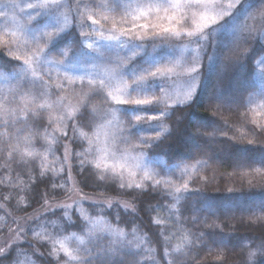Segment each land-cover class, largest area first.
Instances as JSON below:
<instances>
[{
	"label": "snow or ice",
	"instance_id": "6c2138e0",
	"mask_svg": "<svg viewBox=\"0 0 264 264\" xmlns=\"http://www.w3.org/2000/svg\"><path fill=\"white\" fill-rule=\"evenodd\" d=\"M0 24L8 56L13 46L27 53L14 76L20 82L0 94L7 130L0 134V167L7 169L0 184L16 189L2 199L18 198L17 211L40 205L28 217L34 228L12 221L17 227L0 246V264H161L160 246L167 264H192L205 250L223 259L237 249L239 264H264V224L255 237L222 235L216 198L191 186L215 159L223 129L211 121L187 133L196 143L194 163L186 162L191 156L163 159L166 142L195 123L200 106L213 116L239 111L245 121L264 114V0H0ZM8 66L17 67L0 62ZM251 122L254 137L264 134V124ZM235 151L256 154L250 160L260 167L252 170L264 169V145ZM83 188L114 195L97 199ZM239 212L241 222L264 221V193ZM141 213L151 217V237L140 231ZM29 235L31 254L19 243Z\"/></svg>",
	"mask_w": 264,
	"mask_h": 264
},
{
	"label": "trees",
	"instance_id": "16d2710c",
	"mask_svg": "<svg viewBox=\"0 0 264 264\" xmlns=\"http://www.w3.org/2000/svg\"><path fill=\"white\" fill-rule=\"evenodd\" d=\"M248 2L255 4V0H248ZM60 51H62V48L51 52L49 55L55 59H58ZM2 61H10V64L17 65V67H0V72L3 73L14 72L20 66L18 60L11 59L7 53L0 49V62ZM195 117L198 119L194 124L188 125L187 131L182 130L181 132L176 133L174 140L166 142L167 144L171 145V149L167 155L163 156L165 163L169 162V157H171V163L173 164L188 156L192 157L191 160L186 161L189 164L194 163L196 159H199V157L196 155V143L193 140L186 138L187 133L195 132L198 126L206 125L208 122L214 121L215 125H219L223 129V133L226 134L217 132L216 139L219 141V143L213 146L215 159L206 169L194 176L191 186L193 188L198 187L205 195L216 198V204L221 209V219L223 221L222 235L228 237L231 235L250 237L257 236L258 233L254 231V229L259 228L262 224H264V221L251 223L248 221L247 217H245L244 221L241 222L239 208L243 207L247 203H258L260 201L261 194L264 193V169H262L260 172L253 171L252 169L260 167L258 164L251 163L250 160V157L256 154H249V156L246 157L243 154L235 151V149L260 147L264 145V134L258 133L257 136L254 137L252 135V130H255V125H253L251 122V114L245 121L240 116L239 111L229 112L225 110L222 116H213L211 113L205 110L204 106H200L195 110ZM169 127L171 128L170 123ZM0 134H2L1 128ZM241 137H243V139H241ZM249 139H253L255 144L248 145ZM153 155H156V153H153ZM237 160H240L244 163H251V167H237L235 163ZM35 163L36 171L38 173L39 162L36 161ZM2 164L3 159H0V165ZM6 173L7 169L0 167V180L5 179ZM15 175L16 173L13 172L12 178H15ZM73 176L78 184L79 176L76 173H73ZM229 189H232L233 191L230 193L228 191ZM15 191L16 189L5 188L3 184H0V204L5 205V207H0V239L10 233L9 228H15L16 223H12L13 220H27L30 215L34 214L35 210L40 208V205L36 204L32 205L31 207H27L26 211H17L16 204L18 198H13L11 202L4 201L2 199L4 194ZM40 191L41 193L43 192L42 187ZM57 191L61 193L58 199L64 200L66 198L64 191L60 189H57ZM83 192L85 195L95 197L97 199H105L108 196L114 195V193L111 192L103 194L100 192H94L90 188H83ZM233 194L239 197V200L236 201L235 204L225 199L226 197H230ZM41 203H43L42 200ZM152 203L154 204L155 201L153 200ZM21 207H23V205ZM143 207L146 209L148 205L144 204ZM88 210L91 211L90 209ZM112 211L115 213L116 210L113 209ZM121 211H123V209H121ZM225 211L227 212V218L225 217ZM138 220L143 221V224L140 226V231L147 233L151 237V230L149 227V221L151 220V217L141 213L140 217H138ZM211 222L212 220L210 219L209 223ZM29 226L34 228L36 225L33 221L24 224V228L26 229H28ZM234 228H238L239 231L234 232ZM130 230L131 229L129 228V231ZM204 230L206 232L210 231V229L207 228ZM216 231L219 232L220 230L217 229ZM2 243H0V246L3 245ZM31 243H34V241L29 235L27 236V239L23 241V243H20V247L25 252L31 254L32 249L29 248V244ZM228 247L230 249L231 244H229ZM163 251V247L160 246L158 248V258H161V264H167V262L163 261L162 259ZM217 255V251H213L211 253L207 252L206 250L201 251L199 253V259L193 261L192 264H239V249L236 251H225L223 259H217ZM15 258L16 252L15 250H12L10 259ZM21 259H23V257ZM32 259H37V257L32 256ZM53 264H55V262H53Z\"/></svg>",
	"mask_w": 264,
	"mask_h": 264
},
{
	"label": "rangeland",
	"instance_id": "374dc122",
	"mask_svg": "<svg viewBox=\"0 0 264 264\" xmlns=\"http://www.w3.org/2000/svg\"><path fill=\"white\" fill-rule=\"evenodd\" d=\"M6 2V0H5ZM17 3H20L22 5H26L29 0H16ZM22 15L21 14L20 16L17 17V19H20L21 22H23V20L21 19L22 18ZM129 23H131V21H129ZM111 27V24L108 23L105 25V28H109ZM4 31V26L2 24H0V34H2ZM12 38L11 37H5V40L6 41H10ZM6 47L7 45L6 44H0V49L3 50L5 53L6 52ZM13 56L10 57L11 59H14V56L15 55H19L21 56V59L18 60L19 61V64L20 66L16 69V71L14 72H11V73H3V72H0V94H7L8 93V90H9V87H15V84L20 82V81H17L14 79V76L15 75H18L19 72H20V68H22L24 65H23V59L25 58V56L27 55V53L25 52V49L23 46H20L19 49L17 50V48L15 46H13ZM8 55V54H7ZM49 58L50 59H55L53 58L52 56L49 55ZM15 60V59H14ZM55 89V84H53V90ZM255 118L257 120L258 123H262L264 124V114H251V119ZM47 122V117L45 116V123ZM1 130H2V134H4L7 130L4 129L3 127H0ZM40 144H44V141L41 139L39 141ZM121 147H124L123 145H121ZM60 150L59 152L57 153V155L59 156H63V146L60 145L59 146ZM37 162H39V160H37ZM196 174L193 175V178ZM71 187V183L69 185ZM73 196V199H79V195L77 193H73L72 194ZM90 197V196H89ZM66 199V198H65ZM71 201H69L70 203ZM87 201H85V205H87ZM19 221L20 225L24 227V224H27L29 222H32L31 220L29 219H25V220H17ZM17 227V225L15 224V228ZM13 233H8V235H6L5 237H3L2 239H0V243L2 244H5L6 242H8L12 237H13ZM21 236L23 237V233H21ZM23 241H25L24 239H22L19 243H23ZM5 242V243H4Z\"/></svg>",
	"mask_w": 264,
	"mask_h": 264
}]
</instances>
